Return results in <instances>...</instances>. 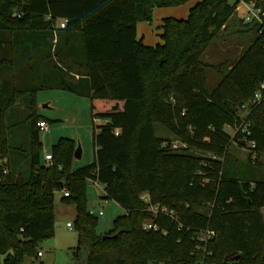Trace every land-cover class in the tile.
Wrapping results in <instances>:
<instances>
[{
	"label": "trees",
	"instance_id": "1",
	"mask_svg": "<svg viewBox=\"0 0 264 264\" xmlns=\"http://www.w3.org/2000/svg\"><path fill=\"white\" fill-rule=\"evenodd\" d=\"M188 1L0 0V264L39 257V243L55 233L57 192L76 209V264H264V100L241 114L264 83V27L234 20L241 4L264 11V1L202 0L184 20L163 19L161 44L137 38L155 8ZM232 25L248 38L239 58L205 64L206 49ZM42 90L90 100L93 163L73 170L74 141L62 138L45 164ZM19 108L27 111V154L9 141ZM244 122L249 135L228 133ZM157 125L215 160L204 165L172 149ZM233 143L250 151L246 161L230 158ZM89 180L125 211L105 239L86 207ZM207 231L215 235L204 240Z\"/></svg>",
	"mask_w": 264,
	"mask_h": 264
},
{
	"label": "rangeland",
	"instance_id": "2",
	"mask_svg": "<svg viewBox=\"0 0 264 264\" xmlns=\"http://www.w3.org/2000/svg\"><path fill=\"white\" fill-rule=\"evenodd\" d=\"M202 0H190L186 4L178 7L155 8L152 14L151 22L138 23L139 36L142 34L146 38V42L150 47H155L161 44L159 37L161 33L160 26L163 19L173 18L184 20L187 18L189 10ZM235 0H231L233 3ZM264 1V0H262ZM245 16V8L241 4L234 16V20L238 21ZM234 26V25H232ZM228 27L223 32L220 31L218 39L213 41L206 49L202 56V61L207 65H218L224 61L235 62L247 42V36L241 35L238 25ZM253 35L249 34V39ZM218 76L214 75L211 78V83L214 84ZM36 114L48 125V132L41 133L42 156L50 153L60 139H70L74 141L76 149L80 147L81 158L74 159L73 170L85 167L95 160V145L93 140L94 124L90 113V100L86 97H78L71 93L62 90H42L36 94ZM27 111L19 108L16 119L9 121L11 124H16L11 129L10 146L12 148L22 149L24 154L29 151V123L26 121ZM157 136L168 141L172 149H186L189 154L199 157L202 164H207L206 160H215V156L211 153L196 150L183 145L176 140L164 127L157 125ZM230 135L234 133L228 132ZM230 158L233 157L237 161H246L249 150H245L231 144L229 149ZM229 158V157H228ZM222 166L224 160H220ZM264 167V156L260 159ZM204 175V174H203ZM204 183H208L206 176L203 178ZM62 192H57L54 197V212H55V233L51 239L44 240L39 243L38 251L43 254V257H33L26 255L24 264H76L74 259V251L78 241V234L75 227L76 209L72 204L61 202ZM104 186L94 182L87 181L86 186V207L88 211L97 218L96 232L98 235L105 236L113 229V223L116 218L123 215L125 211L115 202L104 200ZM202 211L204 209H201ZM99 212L103 214L100 216ZM67 223H70L73 228L69 230ZM84 257H81L78 264L85 263Z\"/></svg>",
	"mask_w": 264,
	"mask_h": 264
},
{
	"label": "built area",
	"instance_id": "3",
	"mask_svg": "<svg viewBox=\"0 0 264 264\" xmlns=\"http://www.w3.org/2000/svg\"><path fill=\"white\" fill-rule=\"evenodd\" d=\"M243 6L245 8V16L243 18L244 23L245 24H251V23H258L261 24V26L264 27V11L261 10V8H259L255 3H249V4H245L243 3ZM66 27V21H61L59 28L60 29H64ZM262 33V32H261ZM264 100V83H262L259 87V90L256 92V94L254 95L253 99L250 102V105L247 107H242L241 109V114L243 117H245L246 115H248L249 112V108L250 107H254L258 104H260L262 101ZM247 127L248 125L244 122L240 127H238L237 129H233V128H227V131H232L234 134L236 132H238L239 130H242V132L247 133V135H249V132H247ZM38 128L40 129L41 133H46L48 132V125L44 122L41 121L38 123ZM233 134V135H234ZM248 147L250 149H254L255 148V143L254 142H248ZM256 158V155L253 156L252 160H254ZM44 162L47 166H52V155L46 154L44 156ZM65 197H68V193L65 192L64 193ZM154 212L158 213H162V214H168L166 209H160L159 206L155 207L153 209ZM103 213L99 212V215L101 216ZM67 228L69 230H71L73 228V226L68 223L67 224ZM145 228L151 229L152 226L151 225H146ZM214 232L212 231H207L204 233V235L202 236L203 239H210L212 237H214ZM39 257L42 256V253L38 254Z\"/></svg>",
	"mask_w": 264,
	"mask_h": 264
},
{
	"label": "water",
	"instance_id": "4",
	"mask_svg": "<svg viewBox=\"0 0 264 264\" xmlns=\"http://www.w3.org/2000/svg\"><path fill=\"white\" fill-rule=\"evenodd\" d=\"M81 158V149L80 147L76 149L75 151V155H74V159H80ZM103 238H108L106 236H103ZM240 258L239 255L233 256L231 258H229L230 261H237ZM81 264H85V263H81Z\"/></svg>",
	"mask_w": 264,
	"mask_h": 264
},
{
	"label": "crops",
	"instance_id": "5",
	"mask_svg": "<svg viewBox=\"0 0 264 264\" xmlns=\"http://www.w3.org/2000/svg\"><path fill=\"white\" fill-rule=\"evenodd\" d=\"M160 27H161V26H160ZM160 34H161V33H160ZM160 34H159V35H160ZM137 38H138V39H142L144 45L149 46V45L147 44V42H146L147 40H146V38H145V36H144L143 34H142V36H141V38H140V36H139V26H138V25H137ZM46 154H49V153H46ZM46 154H45V155H46ZM45 155H44V156H45ZM44 156H43V158H44ZM261 212H262V214H263V216H264V209H262ZM67 224H68V223H67ZM41 257H43V254H42Z\"/></svg>",
	"mask_w": 264,
	"mask_h": 264
}]
</instances>
